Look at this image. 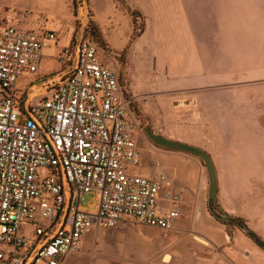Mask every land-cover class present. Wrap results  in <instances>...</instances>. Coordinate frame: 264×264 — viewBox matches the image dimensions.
Returning <instances> with one entry per match:
<instances>
[{
  "label": "crops",
  "instance_id": "0c3cea01",
  "mask_svg": "<svg viewBox=\"0 0 264 264\" xmlns=\"http://www.w3.org/2000/svg\"><path fill=\"white\" fill-rule=\"evenodd\" d=\"M72 5L0 0V24L41 33L52 23L78 40L82 31L88 35L92 19L105 47L134 56L125 67L124 95L142 127L135 172L164 170L181 203L168 229L131 222L92 227L82 250L61 264H264V249L254 239L264 244V0H102L92 18L78 22L75 35V28L68 30ZM139 19L146 26L138 36ZM57 48L45 50L36 73L41 79L67 70L56 58ZM99 57L108 65L105 53ZM23 78L32 75L21 77L20 88ZM147 127L210 154L218 180L215 202L201 162L155 145ZM172 208L162 194L159 213ZM224 214L248 227L251 236L218 218Z\"/></svg>",
  "mask_w": 264,
  "mask_h": 264
},
{
  "label": "built area",
  "instance_id": "2783aa9c",
  "mask_svg": "<svg viewBox=\"0 0 264 264\" xmlns=\"http://www.w3.org/2000/svg\"><path fill=\"white\" fill-rule=\"evenodd\" d=\"M85 9L82 0L79 19ZM51 46L67 70L22 90L21 77L38 72ZM131 105L88 35L78 50L76 37L55 29L0 24V264H61L95 226H172L181 199L167 173L135 172L142 127ZM92 191L99 209L82 212ZM162 194L173 206L166 215L158 210Z\"/></svg>",
  "mask_w": 264,
  "mask_h": 264
},
{
  "label": "rangeland",
  "instance_id": "374dc122",
  "mask_svg": "<svg viewBox=\"0 0 264 264\" xmlns=\"http://www.w3.org/2000/svg\"><path fill=\"white\" fill-rule=\"evenodd\" d=\"M80 1H82V0H72V2H73V5H72V10H73L72 18L73 19L71 20L72 24H71V26L69 27L68 30H70L72 28H75L74 35L79 30L78 22L79 23L82 22V21L79 20V2ZM83 1L85 2L86 9L84 10V12L82 11L84 15L82 16L81 19H83L85 17H88V18L91 17L92 18L94 16L93 13H92L93 9L95 8L96 4H98L102 0H83ZM114 1H118L119 2V0H114ZM206 1H210L211 2V0H206ZM203 14H206L205 9L203 10ZM86 22H87V19L85 20V23ZM94 25H95V23L93 22L92 19H90V24L88 25L89 28H88V30H86L87 34H88V36L90 38H92L93 40H95L97 42V44L99 46V52L100 53H105V55L107 57V60H108V62H107L108 66L110 68H112V69H115L119 73L120 84H121V86H122V88L124 90L125 81L127 80V77H128V74H129L128 72H125V67H126V65H128V64L130 65V64H132L134 62V56L125 57V56L117 55V54L114 53L115 51H113L111 48L105 47V45L103 44V41L101 39L100 34H98L97 31L93 28V27H95ZM145 26L146 25L144 23H142V20L139 19V22H138L139 29L135 32V34L139 36L142 33V29H145ZM47 27L50 28V29L57 30L56 27H53L52 23H48ZM92 29L95 32V34H93V35L91 34L92 33ZM57 32L62 34V32H60L58 30H57ZM135 34L132 35L131 42H132ZM74 37H76V36H74ZM121 59H122V62H120ZM121 63H123V65ZM133 68H134V66H133ZM43 80H46V79L45 78L41 79L38 76V74L32 75V79L23 78L21 80V82H20V86H21L22 90L27 91L28 86L30 85V83L32 81H34L35 83H40ZM39 90H41V88ZM99 205H100V193L98 191H92V192H90V193L85 195L84 203H83V205H81L80 210L82 212H85V213L95 214L98 211V209H99Z\"/></svg>",
  "mask_w": 264,
  "mask_h": 264
},
{
  "label": "water",
  "instance_id": "95a60500",
  "mask_svg": "<svg viewBox=\"0 0 264 264\" xmlns=\"http://www.w3.org/2000/svg\"><path fill=\"white\" fill-rule=\"evenodd\" d=\"M86 19H87V17L82 19L83 24L85 23ZM84 37H85V31H82L79 39L77 40L78 50L80 48V45H81ZM190 98L192 99V98H195V97L189 96L186 99H190ZM175 103H176V105L182 104V102H178V100H176ZM23 108L30 115V117L33 118V116L30 114V112L25 108V102L23 103ZM145 131H146L148 137L150 138V140L155 145H157V146H159V147H161L163 149H168V150L177 151V152L189 153V154H192V155L199 156L202 159V161L204 163V166H205V169L207 171L208 178H209L210 198H211L212 202H215L216 198H217L218 180H217L216 167L214 165V162H213L210 154L208 152H206V151H204V150H202L200 148H197L195 146H192L190 144H186V143H182L180 141L169 139V138L163 136L162 134L156 133L154 130H152L149 127H147L145 129ZM218 218L226 220L230 224L238 225V227H240V229H242V231H244L248 235H251V232L248 229V227H246V226H244V225H242L240 223L235 222L229 215L224 214L223 217L218 216ZM254 239L257 242H259V240L257 238L254 237Z\"/></svg>",
  "mask_w": 264,
  "mask_h": 264
},
{
  "label": "trees",
  "instance_id": "16d2710c",
  "mask_svg": "<svg viewBox=\"0 0 264 264\" xmlns=\"http://www.w3.org/2000/svg\"><path fill=\"white\" fill-rule=\"evenodd\" d=\"M92 35H93V33H91ZM195 158H197L200 162H201V164L204 166V163H203V161H202V159L199 157V156H196V155H193ZM205 167V166H204ZM251 236V235H250ZM259 244H260V246L264 249V244L263 243H261L260 241L258 242Z\"/></svg>",
  "mask_w": 264,
  "mask_h": 264
},
{
  "label": "bare ground",
  "instance_id": "6f19581e",
  "mask_svg": "<svg viewBox=\"0 0 264 264\" xmlns=\"http://www.w3.org/2000/svg\"><path fill=\"white\" fill-rule=\"evenodd\" d=\"M39 89H40V86H36V87H34V89H33V94L39 92V91H40Z\"/></svg>",
  "mask_w": 264,
  "mask_h": 264
}]
</instances>
